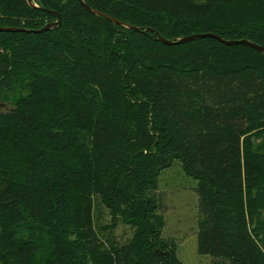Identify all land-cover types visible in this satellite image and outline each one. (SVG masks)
<instances>
[{
  "label": "trees",
  "instance_id": "16d2710c",
  "mask_svg": "<svg viewBox=\"0 0 264 264\" xmlns=\"http://www.w3.org/2000/svg\"><path fill=\"white\" fill-rule=\"evenodd\" d=\"M0 0V264H182L154 194L196 183V248L264 264V0ZM60 17V24L35 31ZM21 92L7 99L15 88ZM127 243L100 249L94 201Z\"/></svg>",
  "mask_w": 264,
  "mask_h": 264
},
{
  "label": "rangeland",
  "instance_id": "374dc122",
  "mask_svg": "<svg viewBox=\"0 0 264 264\" xmlns=\"http://www.w3.org/2000/svg\"><path fill=\"white\" fill-rule=\"evenodd\" d=\"M19 88L21 87L6 93L7 99L23 92ZM195 186V181L183 173L179 162H175L161 172L158 187L151 194L158 201V214L163 221L161 237L175 249L181 263L211 264L209 256L197 253L198 211ZM92 225L101 250L125 244L134 234L133 227L121 223L113 225L108 209L98 199L93 204Z\"/></svg>",
  "mask_w": 264,
  "mask_h": 264
},
{
  "label": "water",
  "instance_id": "95a60500",
  "mask_svg": "<svg viewBox=\"0 0 264 264\" xmlns=\"http://www.w3.org/2000/svg\"><path fill=\"white\" fill-rule=\"evenodd\" d=\"M79 1L91 13L103 16L104 18L112 21L114 24H119V25L124 26L126 28L138 29L137 27H135L133 25H129L127 23H123V22L119 21L118 19H116V18H114V17H112L110 15H107V14H105L103 12H100V11H98L96 9H93L84 0H79ZM27 2L29 4H31L32 6L36 7V5L31 2V0H27ZM59 24H60V17H59V15H57V20L56 21L48 23L45 26H43L42 28H40L38 30H35V31H43V30L55 27V26H57ZM19 30H22V29L14 28V27H0V31H19ZM204 36H209V37L216 38L219 41H221V42H223L225 44H228V45L247 44V45L253 47L254 49H256L258 51L264 52V46H261L259 44L254 43V42H251L249 40H246V39H223L222 37H220L218 34H215V33H195V34H189V35H185V36L174 38V39H167V38H164L163 36H161L159 33L156 34L157 40H159L160 42H162L164 44H169V45L184 43V42H187V41L199 38V37H204Z\"/></svg>",
  "mask_w": 264,
  "mask_h": 264
}]
</instances>
